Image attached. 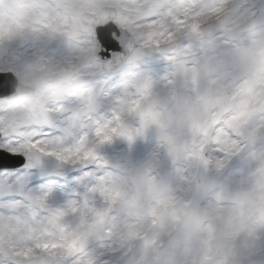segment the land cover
<instances>
[{"label":"rangeland","instance_id":"rangeland-1","mask_svg":"<svg viewBox=\"0 0 264 264\" xmlns=\"http://www.w3.org/2000/svg\"><path fill=\"white\" fill-rule=\"evenodd\" d=\"M80 1L82 0L72 1V3H74V6H71L70 3H66V0H63L62 4L60 5L61 6L60 9L66 12L69 10L73 16L74 14L76 15L77 12L75 11L78 9L80 10L76 15L78 16L79 13L87 10L91 12H97L98 6L102 3L106 5H116V3L119 2V0H97V1L95 0L97 2L96 6L93 5L90 9H85L84 8L85 6H83V4ZM140 1L144 3L147 2L148 5L149 4L151 5L150 10L147 12V14H145L146 15L145 18L149 23L147 24L143 23L141 19L143 16L139 15L140 18L139 25H141L142 28L149 29L152 24L156 23V20L155 21L153 20L156 19V14H158V16L160 15L159 20L161 21V24L157 27L155 33L152 34L156 37V39H158L156 43H160L162 41L170 42L175 37L174 36L175 34L170 35L171 34L170 32L172 31L173 27L164 28L163 26H161L163 24L162 19L164 18L170 19L173 17L183 18L185 15L188 18V17L199 16L203 12L207 13L206 23L205 21H202L203 26L200 28L197 27L196 32H194L196 38L191 37L190 42L187 44L189 49L191 48L197 49L198 52L197 57L199 58L194 59V61L193 60L192 61L193 63L196 62L193 65L200 66L198 68L195 67L193 68V66H191L189 70L190 69L193 70L195 74H198L200 76V72L205 71L206 67H208V79L202 80L196 77L195 75L192 76L188 84H194V85L189 89H187V87H181L177 91V93L181 92L183 94L178 95L179 97L177 98L174 97V95L172 94L170 97H172L173 100H170L169 96H166L164 98L163 97L159 98L158 93L160 91V88L165 85V82L167 83L170 80L169 75L171 73H169L168 75L166 74L168 77L166 75H163L161 79L160 76L156 77L155 80L160 79V82L159 83L157 82V85H153L151 81H148L149 84L146 83V80H144L143 76H145V74H150L149 76H147L148 78H150V76L153 77V75L151 74L154 73L150 69L143 70L141 71V74L139 76L137 75L134 76V74H132L131 79L129 78V80L124 83V85L129 84V87H127V89L123 88L126 89L124 91L125 93L128 92V95L127 94L126 96H123L122 94L116 95L117 89L114 88V90L113 89L110 90V92L106 95V98H104L103 101L101 102V100L99 101L98 99L99 97L101 98L102 95L100 93H96L95 89H92V92H89L88 93L89 95L86 94L84 99L82 100L83 101L82 103L87 104V108L81 109L82 105L79 104V109L76 110L77 114H75L74 116H70L68 120L73 122V120L75 121L76 119H78L79 120L78 124H79L81 122L80 115L82 114V112L84 111L88 112L89 110H91L93 105H94L93 109L97 110L98 107H100L101 109L103 102L108 103L107 108L109 111V115L111 116L110 117L111 122L113 120L112 116L117 109V106L115 105L117 104V102L119 106L118 108L121 110V113L117 117V119L119 117L121 119L123 115L129 111L130 108L139 109L138 117L135 118V120L131 122L126 128L125 140H127V147L129 150L131 147V150L133 152V155L131 154V152L130 153L128 152L129 157L126 160H129L131 158L133 162L132 163L126 162L125 166L131 171L136 172V173L134 172V175L136 177L137 182L140 185L139 193L142 196V198H144V200L146 201L149 200V198L150 199L154 198L151 200L152 202L154 200L157 201L159 199H163L165 201L168 200L172 201L173 199L174 200L176 199L180 201V199H178V195L180 191L179 188L181 187H177L175 184H171L170 178H172L178 171L179 175L183 173V179L185 181H186V176L192 178L191 180H189V184H190L195 179L194 171L197 168V164L201 156L200 149L201 148L204 149L205 154H207L211 159V163H212L211 167L214 170H222V169L225 170L226 176L219 190L214 194H212L211 197H209L210 199L206 202L204 206L206 218L208 220L207 225L204 228H202L203 229L202 234L196 239V242L193 245H191V247H189V250H185L187 253L185 252L186 255H184L185 258L184 261L186 262V264H201L198 262V260L192 259L194 255L198 256L200 251L206 252L207 253L206 257L215 254L218 257V259H220L221 258L220 252L222 251V249H224V246L225 244H227V241L232 239V237L236 236L235 237L236 242H234L236 246L235 247L236 253L234 257L236 258V263L240 262L242 264H264V119L256 120L254 123H251V121L248 120V124L254 125L253 126L254 130L249 132L250 129L248 128V125H246V120H243L242 118L246 117L244 111L248 112L250 110L249 109L247 110L246 108H242L243 105L247 106V104H241L242 101L239 103L235 101L234 111L233 113H231V115L225 118L223 127H220L219 129L215 130L214 128L212 129L210 124L207 125V121H208L207 118L211 116L210 114H212L216 106V102L219 99V95H220L219 93H221L223 89H219V87L217 86L218 89L216 90L218 92H216L215 95H212L210 93L208 99L204 95L207 92L205 91V86L207 84L209 85L214 84V80L217 77V74L215 73L217 67L215 65L214 66L211 65L214 64L217 61V59L214 53L215 45L213 44V39H215V37L214 36L207 37L208 42L206 43H207L208 51L205 52L204 50L205 43L203 36H205L207 31H211V32L214 31L215 25H213V22L210 23V18H212L211 15L214 14V12L219 8V6L221 5L222 2H224V0H140ZM123 5H127V3H123L122 6ZM129 5L132 8H134L133 5L131 4ZM172 6L175 7L174 9L176 10L180 9L182 11L179 13L170 14V9L172 8ZM240 11H241V7L240 8L238 7L236 10L233 11V14L229 15L223 21L229 23L233 19L234 14ZM243 14H247V11ZM65 19L66 20L62 21V24L60 25H65L71 21L70 19L67 18ZM79 31L77 33H72L71 31L70 32L68 31V33L66 32L68 34L67 36L70 37L69 38L70 43L73 45H67V49H65L66 53L62 52L61 54H58L56 52L57 57L55 61L57 62L53 61L54 57L52 55L49 58L50 61H52V66L67 65L68 75L72 77L77 76L76 69L79 66L83 65L84 63H86L81 61L80 65L77 67L73 66L76 64L72 63L76 55L80 56V54L82 55L85 52L84 50H82V48L79 49L74 44V40L77 37L78 39L79 38L84 39L85 37H87V33L90 34L89 32L86 31H80V32ZM83 33L85 34V37L82 36ZM227 37L225 39H227ZM252 40H253V46L248 47V45H246L245 49L242 50L244 52L242 55H247L249 57L250 55L255 56L256 53L259 51L258 46L261 45V41H257L256 36ZM44 41H45L44 43L41 44L37 43L32 45V50H34L35 54H37L36 53L37 49H43V47H46L48 43L52 42V40L50 39ZM56 45L58 46V42ZM183 45L181 43L179 45V48H182ZM167 51L168 50H164L160 54L159 57L161 60H165V61L168 60V58L164 56L166 55ZM212 53H214V57H209L210 55L213 56ZM211 60L212 63L210 64ZM261 61H262L261 65H263L262 68H264V58ZM88 62L91 63V61L89 60ZM226 63L227 61H225V64ZM190 64H191L190 57L188 56L184 57L183 55H181V57L178 60H173V65H175L180 69L188 68ZM206 64H209V66H205ZM261 65L259 67H261ZM259 67L257 65V67L254 68L258 69ZM226 72H228V68L223 69L225 78H226ZM127 73H133V72L127 71ZM156 73L158 74V72ZM254 77L258 78L257 79L258 83L255 82V84L257 85V88H260V82L264 84V77H257V75H255ZM254 77L250 79L251 83H254ZM184 88L185 90H183ZM42 90L47 95L46 89H44V87L42 88ZM64 90H66V88H64ZM133 92L134 93L136 92V94H134ZM114 95L115 98L114 100H112V97ZM138 95H141V98H143V104L141 106H137L133 104L135 103L134 102L135 97H137ZM121 97L128 98V101L127 102L125 101V103L122 104ZM156 97L159 99H157ZM258 99H259V93L257 91H254L253 97L249 98L248 101L250 100L256 102L262 101L261 99L259 100ZM131 101H133V103ZM156 103L160 105L162 104L164 110L156 111L155 110L156 106H159ZM46 104H47V100L45 105ZM45 105L43 110L40 109V114L42 112L45 113V119L42 117L40 118L37 115H34L32 118L30 117L29 119H25V121H23V119L21 118V120L13 124L12 123L13 120L8 122L5 119V115L9 114L8 111H4L0 109V123L8 127L10 131H12L13 129L16 132H21L19 128L23 130L24 126L28 125L26 123H29V125H32V127H40L47 125L53 130H59L60 126L57 125L56 123H53L54 117L47 113L51 108L45 107ZM70 105L71 103L69 102V106L65 108V111H70ZM169 108H173L174 110V115L171 116L170 118H168L167 117L168 114L165 113L168 111ZM240 108L244 109V111H241ZM250 109L252 111V112L250 111L252 114L251 117L256 116L257 114L253 113L255 112L254 109H252L251 107ZM175 117H177L176 120H174ZM148 118H151V120H149ZM171 118H173L172 121H170ZM11 123L13 124L12 128L10 125ZM71 125L72 123L68 125L69 129ZM69 129H67V131H69ZM74 140H76V137L74 138ZM159 143L160 144L164 143L163 148H165V154L167 156L162 157V160L159 161V164H157L160 169L159 173L156 176L149 177L151 176L150 171L148 170L140 171L141 169L140 159L148 157V158H152V160L155 159V163H156V158L161 156ZM195 143L197 145L193 146V144ZM247 144L249 145L246 146ZM252 145L254 146L252 147ZM191 146L196 147L197 150L192 149ZM183 150H191V151H189V153L186 155V151L183 152ZM115 155L116 154H113L111 159ZM174 158L177 160L175 162V165L172 167V162ZM120 159L121 158H118L116 161ZM136 162H138L137 167H136L137 164ZM120 166L123 167L122 164H120ZM165 166H167V169H165ZM181 167H186V169L183 171V168ZM41 169L45 172H49L48 168L43 167ZM51 171L52 170L50 168V173ZM161 172L163 173L161 174ZM184 172L187 173L185 174ZM159 177L162 179L161 181H159V179L156 180ZM180 177L182 178V175ZM181 178H179V180H181ZM110 179L111 182L116 181L115 176L113 175L110 177ZM121 180L124 179L121 178ZM121 180H117L116 182H118L119 184ZM185 181L181 180V183L186 186ZM100 190L101 192H104L102 189ZM247 192H249V194ZM122 195L123 192H119V188H117V190L113 191L112 193L111 203H113L116 206H120L121 198H123ZM30 197L32 203L35 201L37 203L45 202V200L42 199L35 200V198H33L32 195H30ZM125 202L127 203L128 201L125 200ZM13 204H9L6 207L7 211L5 213H8L9 211L14 212L16 214L19 213L20 210L18 209V207L16 206L14 207ZM87 204L89 205V203ZM42 205H43L42 208L48 210L52 209L53 207V205H51V203L48 201H46ZM88 205L85 204V207ZM185 205L186 203H183L180 209L177 208L174 210L168 209V211L162 215L164 216L163 223L165 222L168 223L163 229L165 233L168 232V234L172 235L175 244L178 243L182 238V230H180L179 228V218L183 213ZM39 206L41 205L39 204ZM255 207L258 208V212L256 213L257 219L255 220V222L248 224V222L250 221L248 214ZM34 209L39 211L38 208H34ZM55 209L57 210V208ZM92 209H95L96 211L100 209L99 210L100 212L103 211L98 206V204L96 205L95 203L94 205H92L91 211ZM125 210L127 209L125 208ZM57 211H58L57 214H59L60 217H62L63 214L65 215V211H61V210H57ZM216 211H219L216 213V217L222 214V218H221L220 226L217 229H213L209 227V223L213 222L214 219L213 217L215 216L214 212ZM141 212L142 210H140V212H138L135 217L138 218L139 222L141 223L140 225L138 223L136 224V226L138 227L137 232L133 234L130 233L132 232L133 230L132 227L134 226L133 224L134 222H131L132 220H130L131 218H126V221L122 224L120 223V221L118 222V220L120 219L119 216L118 215L114 216L113 214L109 215L108 218L111 227V228L109 227L110 230L115 235L114 228H117L120 235L123 236V238L121 239L126 240L127 238L128 242H130L131 236L134 235L135 238L138 235H140V233L146 228L148 222L150 221V217L152 214H150L149 217L145 218L143 217ZM92 214L94 216L96 215L94 214V212ZM32 215H34L33 216L34 218H32L34 222L38 223L36 227L39 228H37V235H34L33 239H30L29 236L28 237L29 240L25 241V245H26L25 247H30L31 245H36L37 243H43L45 241H49V242L55 241L57 238L60 237V236H56V237L49 236L50 232L45 233L46 229L48 228L45 225V223L47 222V220L53 218L54 215L53 217L49 216L47 218L46 216L39 215L37 211H33ZM79 216H81V219H79L80 221L75 220L76 225L79 226V227L77 226L78 242L83 241L81 243L80 248L85 249V246L88 244L90 240H88V238L85 237L84 230L86 229L85 226L88 223L90 216L87 215L86 213L84 215H79ZM1 217H5L6 221L9 220L24 221V219L20 217L12 218L10 216H5V215H2ZM41 217H46V218L42 219ZM40 218L42 219L41 222H39ZM82 224L84 225L85 229L80 228L81 226H83ZM5 226H9V225L6 224ZM112 226L114 228H112ZM171 227L173 228V234H171L169 230L171 229ZM217 232L223 234V238H222L223 245L218 243L217 245H213L212 239ZM1 238H3L6 243L9 242V240H11L10 239L11 237L8 232H3L1 234ZM27 241L28 243L26 244ZM157 241H158V237L155 232L153 236L150 238V240L148 239L144 243V247H142V249L141 248L139 249L138 253L136 254V257H134L135 259L133 260V263L134 264H172L171 261H173L174 258L173 259L171 258L170 260L168 259V261L157 260L154 257H152L151 254L149 255L152 249L158 246ZM205 244H208V250L206 251H204L203 248ZM59 249L63 250L64 247H61ZM98 249L100 250L99 254L100 252L104 253L105 249H101V248ZM82 252H85V250H83ZM82 252L80 253L78 252L77 257L74 259L75 264H107L106 262L108 260L110 261L114 260L112 259L111 256L110 258H108V256L107 257L105 256L103 260V255L101 254L99 255L97 254V252L93 253V251L90 255L88 254L85 255L86 257H83L84 254L80 255ZM50 253L51 252H47V258L49 256L48 254ZM52 254L58 255V252L57 254L52 252ZM59 255L58 257L60 258L56 260L57 264H60L61 261H64V260L59 261V259L62 258ZM70 255L71 253L65 254V251L62 254V256L68 257L67 261L69 262L72 260ZM252 258H254L253 263L251 262ZM243 259L244 261H242ZM128 263L129 262L127 261V263L125 264ZM48 264H50V261ZM205 264H209V263L206 262Z\"/></svg>","mask_w":264,"mask_h":264},{"label":"snow or ice","instance_id":"snow-or-ice-1","mask_svg":"<svg viewBox=\"0 0 264 264\" xmlns=\"http://www.w3.org/2000/svg\"><path fill=\"white\" fill-rule=\"evenodd\" d=\"M112 31L114 29L111 25L97 29V40L101 48L99 57L102 60L110 59L112 53L118 50L117 42L111 36ZM14 75L15 72L11 66L8 68L0 66V98L10 95ZM116 79L117 77H114L110 83H114ZM66 151L71 152L73 149L59 146L54 132L47 125L13 132L0 123V199H16L12 192L7 191L9 188L15 189L17 186L30 190L44 188L52 177L38 173L35 167L42 165L44 159L56 158L59 153ZM59 163L64 165V160L61 159ZM64 166L67 167V165ZM84 167H90L87 161L84 162ZM76 168L79 175V171L83 168L79 163ZM53 182L61 187L71 183L72 178L69 179L68 174L57 175ZM60 247H69L65 237L36 244V248L45 252ZM33 255L32 248H19L15 243H6L3 238H0V264H20L22 261L32 260ZM50 264H57V262L52 261ZM60 264H75V260L61 261Z\"/></svg>","mask_w":264,"mask_h":264},{"label":"bare ground","instance_id":"bare-ground-1","mask_svg":"<svg viewBox=\"0 0 264 264\" xmlns=\"http://www.w3.org/2000/svg\"><path fill=\"white\" fill-rule=\"evenodd\" d=\"M94 3H95V1L92 0V1H83L82 4H83V6L88 7V6H93ZM234 60L235 61L238 60L237 55L235 53H234ZM236 62H238V61H236ZM242 62H244V63L246 62L247 63L246 59H244ZM254 80H256V79H254ZM116 93H117L116 95H119V94H122L123 96H126V94L128 95V92L125 93L124 89H121L119 91L117 90ZM114 98H115V95L112 97V100H114ZM124 98L125 97H123L122 99H124ZM125 100L126 99H124V101ZM124 101L122 102V104H124ZM9 112H10L11 115H14L16 119L18 117H21V115L19 114L20 112H19V110H17V108L10 109ZM65 122H67L68 124H71L72 123L71 126H73V128L76 127L74 125L77 122L75 123L74 120L72 122V121L66 119ZM55 138H56L57 144L59 146H61L60 143L62 144L63 140H61L59 138V136L58 137H55ZM247 193L249 194V192H247ZM52 200L57 205V207L59 209H62V208L58 204L65 203V201H66V199L63 196L62 197L59 196L58 198H56V200H54V199H52ZM217 212H219V211L214 212L215 213V216L213 217L214 218L213 219V222H210L209 223V227L210 228L217 229L220 226L222 214L221 215H218L216 217V213ZM1 216L2 215H0V230L1 231H5V232H9L16 239V244H18V245L23 244L25 242L26 238H27V235H28V237L30 236L29 237L30 239H33V236L34 235H37V228H39V227H36V226L38 225V223L37 222H34V220L32 219V217H30L29 215H26V216H25V214H22L21 215V217L24 219V221H10V220L9 221H6L5 220V217H1ZM46 217H42V219H45ZM62 218H63V216H62ZM42 219H40L39 222H41ZM256 219H257V216H256L255 213L250 214L249 220L251 222H254ZM6 224H8L9 227H8V229L4 230L3 228H4V226ZM69 224H71V220L70 219L63 218V221H62V219H61V217H60L59 214L54 215L53 218H51L50 220H47V222L45 223V225L49 227V231H50L49 236H53V237L56 236V235H58L60 231L63 232L64 229L67 228V226H70ZM55 228H57V230L54 231ZM222 238H223V234L217 232L216 235L212 239L213 245H217V243L223 245ZM27 243H28V241H27ZM211 245H212V243H211ZM94 247H96V246H94ZM23 248H25V246H23ZM203 248H204V250H208V244H205V246H203ZM220 253H223L224 255H226L228 257H231V258L234 256V251H233L232 248L222 249V251ZM178 256L180 257L181 260L184 259L183 252L180 255H178ZM179 257L177 258L178 261H179V263L180 264H186L185 261L181 262V260H179ZM50 260H51V258L48 259L47 262H44V259L40 257L39 259L30 262V264H44V263H47L48 264ZM205 260L209 264H218L217 263L218 262V259H217V256L215 254H213L211 256L210 255L207 256L202 261L204 262Z\"/></svg>","mask_w":264,"mask_h":264}]
</instances>
